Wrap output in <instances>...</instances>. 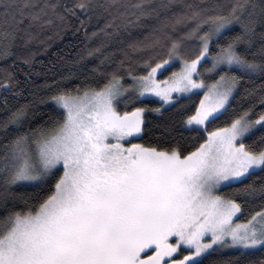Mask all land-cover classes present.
<instances>
[{"label":"snow or ice","instance_id":"1","mask_svg":"<svg viewBox=\"0 0 264 264\" xmlns=\"http://www.w3.org/2000/svg\"><path fill=\"white\" fill-rule=\"evenodd\" d=\"M78 13L104 19L89 41L107 39L0 105V264H264V0H0V90L21 96L9 67L31 68ZM134 28L148 30L128 44L145 74L130 66L126 86L121 60L69 86L95 80L89 60ZM241 89L249 107L212 128ZM149 96L160 106H136Z\"/></svg>","mask_w":264,"mask_h":264},{"label":"trees","instance_id":"2","mask_svg":"<svg viewBox=\"0 0 264 264\" xmlns=\"http://www.w3.org/2000/svg\"><path fill=\"white\" fill-rule=\"evenodd\" d=\"M84 21V24H81V21ZM104 26V19H97L95 16L91 20H88L87 14L78 13L77 17H71L67 22L66 26H61L59 29H53L49 32V35L52 36V40L50 41V46L47 48V51H41L40 54L36 56V61L29 68L26 65L21 64L17 61L15 67H9V70L14 72L17 79L20 81V88L24 89V92L21 96L13 97L11 92H4L0 90V105L5 98L8 97L9 105H19L26 103L27 101L32 99V96L29 95L30 91H32L35 86L42 85L45 81L51 83L54 79H60V77L66 74L67 61H73L77 58L78 54L87 48H95L98 47L102 42H104L107 38L101 33L98 37L88 40L86 33L89 35L94 31H99L100 28ZM59 31L60 35H56V32ZM132 36L131 38L127 36H123L119 39H112L108 41V46L102 49V54H97V56L91 58L88 62L89 69L93 67L99 66V72L94 73L92 75L95 76V80L86 79L85 75H79L78 79H74L70 82V87H75L76 85H92L95 86L96 81L103 82L105 77L101 76L99 73H104L105 76L107 74L116 71L117 68L120 67L119 62L124 60L125 63L123 67L120 69L119 75L123 76L125 85L131 83L130 78L127 76L126 71L131 66L136 69L137 75H143L145 73L139 71V65L137 64V60L139 58L140 53H134L131 49L128 48V44L132 42V40H142L144 36L148 34V30L144 28H134L131 30ZM124 51H127L130 58L125 57ZM109 57V60L105 61L104 64H101L100 61L104 59V57ZM194 58V56H193ZM12 64V61L9 60L7 62L0 61V69L4 67H8ZM179 64L177 63L174 66V69H178ZM23 69V71H21ZM27 73V75H26ZM0 76H2V72H0ZM218 78V77H215ZM207 82H213V79H208ZM259 81L256 82V85H247V87H257L259 85ZM16 91H19L17 89ZM245 93L243 89L240 90L239 95L236 96L234 100L230 101L231 107L229 108V112L227 115L222 116L219 120L212 125V128L215 127H224L227 123H230L231 118L235 115H239L245 109L249 107V104L252 102L251 98H243ZM202 98V93H194L191 95V100H183L182 103H187L193 109L194 107L199 105V101ZM136 106H147L150 108L159 107V100L153 98H147L143 101V103L138 102ZM121 110H124L123 105L120 106ZM49 110V106L40 105V111ZM127 110L131 111V107ZM264 109H261L259 105H257L256 112L259 113ZM154 114H148L147 118L152 119ZM4 116L3 111H0V119ZM255 118V116L253 117ZM40 117L37 116L36 120H39ZM211 130V129H210ZM206 136V134H205ZM142 142V141H138ZM200 142H203L202 140ZM232 191L229 187H222L220 189V194L227 195ZM260 201L256 200L250 205L245 206L244 215H240L241 220L250 219L251 214L254 211L259 210Z\"/></svg>","mask_w":264,"mask_h":264},{"label":"rangeland","instance_id":"3","mask_svg":"<svg viewBox=\"0 0 264 264\" xmlns=\"http://www.w3.org/2000/svg\"><path fill=\"white\" fill-rule=\"evenodd\" d=\"M172 71H179V68H178V69H174V67H170L169 70H168L167 72H164V73H163V75L158 74V75H157V79H160V80H164V79H166V78L171 74ZM206 82H207V81H206ZM207 83L210 84V83H212V82H207ZM199 92L202 93V98H201V99H203V92H204V90H193V93H192V94H194V93H199ZM192 94H191V95H192ZM174 95H175V94H174ZM148 98H153V99L159 100V98L154 97V96H149ZM133 142H138V141H133ZM233 219H234L235 223H238V224H244V223L247 222V220L244 221V220H241V219H240V214H237V217H234Z\"/></svg>","mask_w":264,"mask_h":264}]
</instances>
